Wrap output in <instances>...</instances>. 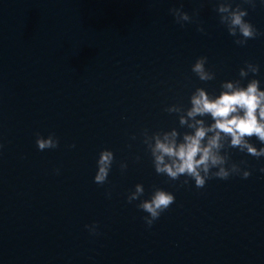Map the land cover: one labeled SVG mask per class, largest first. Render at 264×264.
Here are the masks:
<instances>
[{
    "label": "water",
    "instance_id": "1",
    "mask_svg": "<svg viewBox=\"0 0 264 264\" xmlns=\"http://www.w3.org/2000/svg\"><path fill=\"white\" fill-rule=\"evenodd\" d=\"M215 3L0 0V264H264V158L231 150L248 179L180 187L154 172L141 143L143 129L178 126L165 107L187 104L196 87L218 90L245 61L260 65L264 82V35L236 45ZM181 4L199 13L184 27L169 12ZM248 12L264 33V7ZM200 56L215 80L190 71ZM38 132L54 133L59 147L38 151ZM105 148L115 161L97 185ZM137 183L176 197L151 228L139 201L126 200ZM93 222L96 236L85 228Z\"/></svg>",
    "mask_w": 264,
    "mask_h": 264
},
{
    "label": "clouds",
    "instance_id": "2",
    "mask_svg": "<svg viewBox=\"0 0 264 264\" xmlns=\"http://www.w3.org/2000/svg\"><path fill=\"white\" fill-rule=\"evenodd\" d=\"M259 5L264 7V0H216L214 11L219 23L226 29L234 43L240 47L249 40L264 35L246 19L248 9ZM175 23L184 27L194 23L199 15L194 10L190 15L183 10V5L169 9ZM203 33L204 27L199 25ZM208 58L197 57L190 71L201 82L207 83L216 79V73L206 67ZM260 65L245 61L240 67L238 78L224 80L218 90L209 91L196 87L188 96L187 104H171L164 108L169 115H174L178 126L168 130L150 131L143 129L140 133L141 143L150 155L151 164L157 175L169 181H180V187L190 182L197 189H202L211 179L228 180L233 176L248 179L252 175L247 162L231 160V150L260 160L264 158V82L259 79ZM35 146L38 151L55 150L60 142L54 133L47 136L35 134ZM130 139L135 141L133 134ZM253 140L255 142H253ZM131 147V144L128 145ZM70 147H75L71 145ZM4 148L0 143V151ZM141 157L137 155L135 162ZM115 154L110 149H102L96 159V171L93 182L104 185L108 182ZM120 171L126 172L127 161H121ZM264 174V167L258 169ZM59 174L60 169L54 170ZM183 178V179H181ZM110 197L111 193H107ZM129 204H136L138 210L146 215L142 217L145 225L151 228L155 221L175 202L173 192L153 186L146 194L142 183H137L126 196ZM90 235H98V225L93 222L85 225Z\"/></svg>",
    "mask_w": 264,
    "mask_h": 264
}]
</instances>
